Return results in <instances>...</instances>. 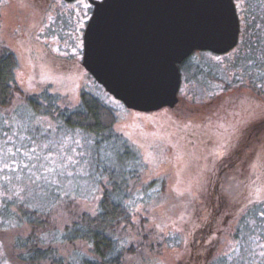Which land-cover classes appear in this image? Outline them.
<instances>
[{
  "label": "rangeland",
  "instance_id": "obj_1",
  "mask_svg": "<svg viewBox=\"0 0 264 264\" xmlns=\"http://www.w3.org/2000/svg\"><path fill=\"white\" fill-rule=\"evenodd\" d=\"M87 2L0 0V50H9L17 57L15 78L20 93L37 96L47 91L57 96L60 108L70 109L84 90L114 110L113 132L127 145L125 158L137 160L135 177L129 181L133 185L131 197L127 200L132 244L143 238L140 243L145 258L158 264H179L191 246L183 249L178 243L186 241L193 225L201 223L202 215L199 191L205 178L198 163L190 170V148V152L202 154L197 144L210 139L225 154L249 157L245 167L240 164L235 171L220 174L225 206L231 201L245 202L242 208L248 202L264 199V128L255 131L257 137L244 147L230 143L252 131L245 130L247 123L264 117V104L248 91L255 89L264 98V0H235L243 26L238 48L219 56L204 51L193 53L180 65L177 105L150 113L127 109L82 67L83 43L75 34V24L88 22L93 8L90 11ZM221 89L242 90L214 98ZM8 129L11 130L7 134ZM91 139L28 107L15 104L0 108V168L5 166L0 177L2 173L17 174L26 169L45 171L46 175L38 173L43 176L38 177L39 188L26 177L19 182L20 189L25 186L21 190L23 197L44 196L42 199L47 201L48 191L60 184L66 190L79 187L84 198L89 199L99 191L100 176L98 147ZM11 140L32 143L36 156L32 157L35 152L29 149L7 154L5 144ZM100 148L104 158L111 152V145ZM4 192L0 185V200ZM38 208L43 209L42 202ZM241 211L229 221L223 217L220 224L225 225L224 232L218 230L212 236L211 247L220 250L219 255L224 254L216 264H264V247L259 242L264 241V205H254L240 215ZM0 229H4L1 224ZM16 231L0 233V240L9 247ZM52 236L42 237L48 241ZM9 256L10 252L0 244V264H12ZM140 257L131 254L127 264H138Z\"/></svg>",
  "mask_w": 264,
  "mask_h": 264
},
{
  "label": "trees",
  "instance_id": "obj_2",
  "mask_svg": "<svg viewBox=\"0 0 264 264\" xmlns=\"http://www.w3.org/2000/svg\"><path fill=\"white\" fill-rule=\"evenodd\" d=\"M239 19L241 30L238 46L243 34L240 15ZM17 68L16 55L6 49L0 50V108L11 107L15 104L18 107L25 106L39 115L57 121L59 125L70 131H79L88 135L92 138L93 145L98 147L96 162L100 176L97 182L99 191L92 193L89 199L84 198L86 195L79 187L66 190L59 184L55 185L56 188L53 186L52 191H48L50 197H46V201L42 199L44 196L34 199L23 197L24 193L21 190L25 186L20 189L21 184L19 183L23 182L26 177L30 181L34 180V183L38 184L36 187L39 188L41 182L38 177L43 176H39L38 173L46 175L45 171L26 169V171L23 170L17 174L2 173L0 185L5 188V192L1 195L0 200V224L4 229H0V233L17 230L13 240L11 239L9 243V247L6 246L3 239L0 240L3 250L10 252L11 263L127 264V258L131 254L137 253L141 255L139 261L136 260L139 262L138 264H158L152 259L145 258L142 253L143 248L141 246L143 243H140L143 241V238H140L142 235H139L140 240L138 242L132 244V235L129 234L131 215L127 200L131 197L133 187L129 181L135 177L137 160L128 156V159L125 158L124 151H127V145L113 132L114 110L98 96L84 90L80 93L78 103L70 109L60 108L57 103V96L47 91L40 92L37 96L24 95L18 90L15 78ZM241 90L232 89L226 91L225 94ZM248 91L264 104V98L260 92L255 91V89ZM7 119L5 118V120ZM255 121L263 122L264 120L262 117ZM258 127L264 128V123L254 125L249 122L246 124L245 130L257 129ZM10 130H6L7 134ZM252 131H246L240 137L251 138L253 137ZM117 143H119V147H116ZM6 144V152L10 155L12 150L17 149H29L33 152L30 147L32 143L27 142L25 145L11 140ZM9 145L10 148H7ZM107 145H111V152L108 156L106 154L107 157L104 158V153H100V147L104 148ZM35 156L36 152L32 157ZM23 160L27 166L26 158ZM11 180L12 182H10ZM218 194L222 196L220 190ZM212 196L215 201L217 196L215 190L212 192ZM263 201L264 199H256L240 208L245 203L243 202L230 214L235 216L242 209L241 215L252 206ZM39 202H42L43 209L38 208ZM201 208V223L193 225L191 234L189 237L186 236V241L183 240L184 243H178L179 246H183V249L188 245L191 246L192 256L190 255L189 259L186 260L185 254L184 259L179 264H198L201 252L209 248V242L205 240V235L207 236L206 239L213 240V237L208 236L210 233L215 234L217 230L220 232L225 230V225L221 226V224L216 223L218 217L216 206ZM206 213L208 218L205 220ZM45 234H52V240H45L42 237ZM162 238L166 242V238L164 239L163 236Z\"/></svg>",
  "mask_w": 264,
  "mask_h": 264
},
{
  "label": "water",
  "instance_id": "obj_3",
  "mask_svg": "<svg viewBox=\"0 0 264 264\" xmlns=\"http://www.w3.org/2000/svg\"><path fill=\"white\" fill-rule=\"evenodd\" d=\"M88 2L82 67L129 110L174 108L180 65L194 52L223 55L238 43L234 0Z\"/></svg>",
  "mask_w": 264,
  "mask_h": 264
},
{
  "label": "flooded vegetation",
  "instance_id": "obj_4",
  "mask_svg": "<svg viewBox=\"0 0 264 264\" xmlns=\"http://www.w3.org/2000/svg\"><path fill=\"white\" fill-rule=\"evenodd\" d=\"M60 1L71 4L73 2L75 3V1H77V0H74L71 2H67L65 0H60ZM87 3L89 4V2H87ZM91 8H93V7L89 4V10L90 11H91ZM87 15H88L87 13L83 14L84 17H86ZM86 24H87L86 21H82L81 23H78L77 25L75 24V30H76L75 34L78 37V39L82 40V43H83V34H84ZM240 30H241V27H240ZM239 39H240V34H239ZM239 39H238V43H239ZM237 46H238V44H237ZM235 48H233L231 50V52L234 51ZM228 53H226V54H228ZM225 93H226V91H223L221 89V90H219V93L216 94V96H217V98H219V97L226 95ZM178 94L180 95V89H179ZM263 120H264V117H263ZM251 123H253L254 125H257L258 123H264V121L263 122H261V121L256 122L255 120H253V122H251ZM245 129H246V127H245ZM252 130H254L252 132L253 137L248 138V139L238 137L236 139H233L232 142H230V143L232 145H238V146L248 145V143L252 139L255 138V136H256L255 131L260 130V128L259 127L257 129L252 128ZM192 145H194V144H191V147H192ZM197 145L201 147L202 154H194V153L190 152V150H191V148H190L189 153L187 154V161L189 163L190 170L194 167L195 163H198L199 168L201 169V170L200 169L199 170L203 174L201 176L203 178H205V180L202 181L203 186H202V188H200L201 191H199L200 197H201V200H200L201 207H203V209H206L207 206H210V207L216 206V209L218 210V217L216 219V223L218 225H220V221L223 219V217H225L224 219L226 221L227 220L229 221L234 217V214H230V210L236 209L240 204V202H232L231 201L229 203L230 205L227 204L225 206L223 195L220 196L218 194L219 190L221 191V189H220V177H221L220 174H223V172H233L236 170V168L240 164L242 165V167H245L247 162L249 161V159H248L249 157H247V155H240V154H235V153L225 154L222 152V148L216 149L214 147V144L211 142L210 139H202V141L200 143H198ZM220 146H221V143H219V147ZM195 147H193L192 149H196ZM214 190L217 192V196H216L215 201H214L213 196H212V192ZM201 193H202V195H201ZM258 205H264V201L259 203ZM207 218L208 217H207V213H206L205 220ZM212 235H213V233H210L208 236L212 237ZM206 238H207V236L205 235V240L207 242H209L208 243L209 248H207L201 252L200 261L198 262V264H216L218 262L219 258L224 256V254L221 253L222 255H219L220 250H218L216 248L213 249L211 247L212 240H208ZM259 242H260V245L262 247H264V241L262 239H260ZM217 248H218V246H217ZM228 252H231V250ZM192 253H193L192 251H188L186 253V260L189 259L190 255L192 256ZM262 253H264V252L262 251Z\"/></svg>",
  "mask_w": 264,
  "mask_h": 264
},
{
  "label": "snow or ice",
  "instance_id": "obj_5",
  "mask_svg": "<svg viewBox=\"0 0 264 264\" xmlns=\"http://www.w3.org/2000/svg\"><path fill=\"white\" fill-rule=\"evenodd\" d=\"M32 151H33V152H35V149H33ZM29 159H31V157H29ZM9 170L15 171V169H14V168H10ZM0 171H5V169H3V168H0Z\"/></svg>",
  "mask_w": 264,
  "mask_h": 264
}]
</instances>
